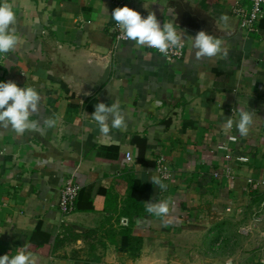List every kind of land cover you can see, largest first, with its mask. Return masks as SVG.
<instances>
[{"label":"crops","instance_id":"1","mask_svg":"<svg viewBox=\"0 0 264 264\" xmlns=\"http://www.w3.org/2000/svg\"><path fill=\"white\" fill-rule=\"evenodd\" d=\"M6 2L18 43L0 56V81L35 87L41 104L31 117L36 130L18 135L0 126V256L26 249L39 264H264V222L249 235L257 239L252 250L231 234L264 201V17L248 33L233 12L237 5L250 10L251 1ZM124 6L143 17L155 13L185 38L206 31L222 50L197 59L189 37L185 57L170 62L145 46L118 42L111 12ZM113 49L110 83L81 102L57 56L105 57ZM117 101L125 127L104 136L91 116L94 106ZM240 111L252 114L243 137L235 123L234 131L223 127ZM230 135L238 138L235 155L250 162H231L235 180L216 181L213 174L226 166L219 147ZM161 158L171 180L156 173ZM72 176L81 192L63 224L60 190ZM163 201L167 217L146 211L147 202ZM134 238L141 239L136 257Z\"/></svg>","mask_w":264,"mask_h":264},{"label":"clouds","instance_id":"2","mask_svg":"<svg viewBox=\"0 0 264 264\" xmlns=\"http://www.w3.org/2000/svg\"><path fill=\"white\" fill-rule=\"evenodd\" d=\"M111 18L116 26L122 30L123 36L134 44L148 46L157 50L163 55H167L173 47H183L185 35L178 32L174 23H163L157 19L155 13H150L143 17L139 12L128 6L117 7L111 12ZM220 19L225 26L228 23V16H221ZM16 22L15 12L10 3L0 0V56L13 51L18 43V39L12 27ZM193 47L197 50V59L201 57L213 58L222 50L220 39L213 37L206 31L198 32L195 37H190ZM227 55V52H224ZM41 94L35 87H20L12 81H0V126L5 129L11 128L18 135L26 130H36L38 122L31 119L34 113L40 109ZM95 111L91 115L96 121L99 131L107 136L111 129H123L125 127V116L120 111V102L96 104ZM240 136H246L252 124V114L247 111H240L238 120L234 121L229 117L223 125L225 129H232L233 124ZM45 124L53 127L55 121L47 119ZM151 181L159 189H163L160 179L152 177ZM146 211L159 217H167L170 208L167 201L147 202ZM0 264H39V260L26 249L17 250L15 254H5L0 256Z\"/></svg>","mask_w":264,"mask_h":264},{"label":"built area","instance_id":"3","mask_svg":"<svg viewBox=\"0 0 264 264\" xmlns=\"http://www.w3.org/2000/svg\"><path fill=\"white\" fill-rule=\"evenodd\" d=\"M252 3V7L250 10H247L246 8H243L239 5L233 10L236 17L239 19L240 22V28L242 30H245L248 33H254L257 31V24L260 22V20L264 17V0H250ZM115 5L122 6L125 4L126 0H113ZM118 35H117V41L127 43L129 42L122 33V30L118 28ZM147 49L153 50L159 55L163 56L166 60L172 62L176 60H181L185 57V52L187 48V43L184 41L183 47L180 48H171L167 55H163L159 53L157 50L149 48L148 46L144 45ZM230 131H234V124L233 128L229 129ZM238 142V138L236 135H230L227 137L226 141L222 142V145L219 147V150L223 152V157L225 159L226 166L223 168L222 172H215L213 174V178L216 181H224V180H235L236 176L234 174V170L231 167V162H239V163H249L250 158L248 156H236L234 153V150L232 148V145L236 144ZM5 155V152L3 149L0 148V158ZM126 159L128 162H133L132 154L128 153L126 155ZM156 173L158 176L165 180H171L173 178V171L169 168L167 163L165 162L164 158H161L157 162L156 166ZM250 184L253 183L252 179H249L248 181ZM258 185L263 183H258ZM81 192V186L77 183L75 177L67 178L64 182V184L61 187L60 190V199H59V210L61 213L62 220L61 222L63 224L67 223V220L69 217L76 211V203L79 198ZM264 205V203H263ZM261 217H257L254 215V223L259 224L261 222ZM253 231L252 228L247 227L242 229V233L244 235H250V233Z\"/></svg>","mask_w":264,"mask_h":264},{"label":"water","instance_id":"4","mask_svg":"<svg viewBox=\"0 0 264 264\" xmlns=\"http://www.w3.org/2000/svg\"><path fill=\"white\" fill-rule=\"evenodd\" d=\"M57 66L64 80L72 82L81 102L95 97L110 83L114 68V49L105 57H67L57 56Z\"/></svg>","mask_w":264,"mask_h":264},{"label":"rangeland","instance_id":"5","mask_svg":"<svg viewBox=\"0 0 264 264\" xmlns=\"http://www.w3.org/2000/svg\"><path fill=\"white\" fill-rule=\"evenodd\" d=\"M263 203H264V201L262 202V205H261V209H258L257 211H256V213H255V215L257 216V217H261V222L259 223V224H255L254 223V216H252V219L249 221V219L247 218L246 220H244V222H243V224L242 225H240V226H238L237 227V225H235L232 229H231V234H234V236H235V240L236 241H234V243L235 244H240V245H243V244H245V246L246 245H248L249 247H248V249H251L252 250V245H256V243H257V239L253 236H249V235H244L241 231H242V229L243 228H247V227H250V228H252L253 229V231L250 233V234H254V232L257 230L256 228L260 225V224H262L263 222H264V214L261 212L262 210H264V205H263ZM252 234V235H253ZM249 236V237H248ZM236 245V246H237Z\"/></svg>","mask_w":264,"mask_h":264},{"label":"trees","instance_id":"6","mask_svg":"<svg viewBox=\"0 0 264 264\" xmlns=\"http://www.w3.org/2000/svg\"><path fill=\"white\" fill-rule=\"evenodd\" d=\"M141 162H145L144 160H143V158L141 157ZM140 241H141V239H139V238H134V246H133V249H132V252H133V254H134V257H136V253L137 252H139L140 251V249H141V244H140Z\"/></svg>","mask_w":264,"mask_h":264}]
</instances>
